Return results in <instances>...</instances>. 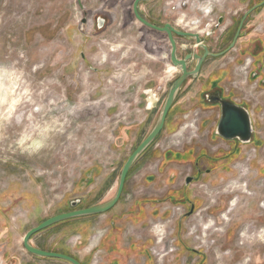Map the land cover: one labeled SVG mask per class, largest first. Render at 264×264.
Here are the masks:
<instances>
[{
	"label": "rangeland",
	"instance_id": "obj_1",
	"mask_svg": "<svg viewBox=\"0 0 264 264\" xmlns=\"http://www.w3.org/2000/svg\"><path fill=\"white\" fill-rule=\"evenodd\" d=\"M78 1L0 0V65L22 71L32 93V103L18 109L24 113L20 125L14 119L0 120V237L11 225L22 239L47 219L71 212L70 202L78 198L86 202L80 204V209L90 206L94 198L87 202L90 182L85 185V181L106 178L105 174L118 178L145 134L142 131L137 135L145 108L165 98L156 103L149 90L169 89L180 76V70L169 72L171 46L166 35L135 18V0H83L84 9ZM216 1L156 0L150 2L148 11L158 24L175 23L176 28L187 32L204 33L211 24V36L201 35L213 53H220L232 43L241 17L225 41H217V19L221 14ZM262 1L251 0L241 7L245 12ZM207 3L217 8L205 15L201 6ZM182 15L186 17L184 23L178 22ZM85 17L88 24L81 30ZM98 18L106 20L102 30L97 27ZM194 19L199 22L198 29H193ZM189 23L191 26H186ZM188 41L186 49L179 46L181 59L190 53L201 54ZM212 106L216 104L207 107ZM211 112H193L189 128L176 142L182 145L192 140L199 148L200 138L191 136L201 129L202 122V131L212 128L208 122ZM218 113L214 114V122ZM29 115L42 125L55 122L60 129L50 133L45 148L32 154L21 151L16 144L29 123ZM254 130L264 139V124L254 126ZM167 142L162 139L156 143L158 149L168 146ZM263 162L264 147L256 158L250 146L243 147L240 159L217 182L210 186L196 184L193 194L195 198L200 196L201 205L195 213L188 218L184 216L186 210H175L176 218L182 221L180 242L186 249L179 253L169 223H157L152 227L155 264H246L247 260L264 264L259 254L264 250V240L258 237L262 233L264 236ZM215 168L209 167L213 171ZM242 186L249 194L242 192ZM233 202L236 205L232 207ZM224 214L228 221L223 220ZM210 221L215 227L205 229ZM245 232L251 239L243 245ZM163 248L175 250L165 261Z\"/></svg>",
	"mask_w": 264,
	"mask_h": 264
},
{
	"label": "crops",
	"instance_id": "obj_2",
	"mask_svg": "<svg viewBox=\"0 0 264 264\" xmlns=\"http://www.w3.org/2000/svg\"><path fill=\"white\" fill-rule=\"evenodd\" d=\"M216 2L221 14L217 19L216 27L220 29L217 41L221 42L229 36L236 20L240 17L242 20L250 10L244 12L241 6L249 4L251 0ZM150 4H141V13L147 21L160 27L168 24H158L155 18H151L148 11ZM217 6L213 5V12ZM176 17L175 14L174 18ZM184 18L186 17L182 15L178 22L184 23ZM172 25L177 27L175 23ZM198 28L199 23L193 29ZM211 29L209 24L208 29L201 34L211 36ZM177 43L182 49L189 45L187 39L177 38ZM214 89L220 90L218 98L234 101L249 110L254 126L264 124V6L248 16L244 32L241 33L234 50L221 60L207 59L199 77L188 80L183 86L168 114L165 127L156 140L158 144L165 139L168 146L161 145L158 149L159 145L155 143L137 160L129 172L123 195L117 205L105 214L74 219L43 231L32 238V245L43 251L71 256L81 264H155L151 253L155 243L152 227L157 223L165 226L169 223L175 232L176 247L179 253H183L186 247L180 242L183 233L182 221L176 218L175 210L182 208L188 214L193 206H200V196L196 195L195 198L193 194L195 185L200 183L210 186L217 182L226 170H230L231 164L240 159L241 148L250 146L255 158L258 156L253 142L242 145L237 140L224 141L216 135L220 108L219 105L207 107L216 104L209 101ZM164 100L155 105L153 110L145 108L144 119L137 125V135L142 131L145 134L136 148L154 128ZM206 109L212 111L208 121L212 128L202 131V122L201 129H197V134H194V137L200 138L197 143L201 146L194 147L192 140L179 145L176 140L180 138L181 132L189 128L188 121L192 113H202ZM218 110L217 120L214 122V114ZM127 132L128 136L129 131ZM253 136L256 140L264 141L258 131H254ZM209 143L214 148L211 149ZM209 167H216L217 172H206ZM105 176L106 178L100 179L91 177L85 181V185L90 182L87 194L91 195H88L90 199L87 202L91 201V197L94 198L87 208L106 203L115 196L120 174L118 178L112 174ZM190 176L195 179L192 185L187 184ZM81 201V205L86 203ZM7 229L0 237L1 264H69L63 260L42 258L28 253L23 246V238H19L16 229L11 225ZM94 236L99 238L94 240ZM190 251L194 252L193 249Z\"/></svg>",
	"mask_w": 264,
	"mask_h": 264
},
{
	"label": "water",
	"instance_id": "obj_3",
	"mask_svg": "<svg viewBox=\"0 0 264 264\" xmlns=\"http://www.w3.org/2000/svg\"><path fill=\"white\" fill-rule=\"evenodd\" d=\"M83 0H79L78 4L81 9H84L82 5ZM156 0H135L133 4V13L135 18L147 28L154 30L156 32L167 35L169 44L171 46L170 61L171 64L180 70V76L172 83L168 93L165 97L159 118L149 133V135L144 139V141L136 148V150L128 157L124 163L117 187L115 196L108 202L101 205L89 207L86 209L74 210L68 213L59 214L53 216L46 221L42 222L37 227L30 229L23 238V246L25 250L35 256L42 258L58 259L63 260L69 264H81L76 259L71 256H67L60 253H53L40 250L32 245L31 240L37 234L56 226L60 223L71 221L78 218L91 217L102 215L113 209L117 203L120 201L127 181L129 172L131 171L137 160L156 142L160 134L162 133L168 114L174 105L181 89L190 79H197L201 73L202 67L207 59L209 58H221L227 53L235 49L238 39L241 36L244 24L248 18L255 10L264 6V0L252 7L243 16L237 32L233 38L230 46L220 52L213 53L209 46L205 43L200 32H187L180 30L173 26L172 24H165L163 27L156 26L142 17L141 4L147 2H153ZM88 24L87 18L81 20V30H84ZM98 29L102 30L105 27L106 20L98 18ZM177 38L191 40L200 51L201 54L190 53L186 55L183 59L179 58V45L177 43ZM194 64V65H192ZM216 102L220 106V118L218 125L216 127V135L224 141H239L242 145H249L252 143V138L254 135V123L249 110L236 104L234 101L217 99ZM192 179H189L187 183H191ZM82 203L81 199L70 202L71 209H76ZM193 213V209L191 214ZM1 264V263H0Z\"/></svg>",
	"mask_w": 264,
	"mask_h": 264
},
{
	"label": "clouds",
	"instance_id": "obj_4",
	"mask_svg": "<svg viewBox=\"0 0 264 264\" xmlns=\"http://www.w3.org/2000/svg\"><path fill=\"white\" fill-rule=\"evenodd\" d=\"M212 10L211 3L201 6V11L207 15ZM199 22L192 21L195 27ZM32 103V93L29 85L24 80L22 71L12 66L0 65V120L11 122L15 120L20 125L24 119V113L18 111L21 105ZM29 123L23 127L16 144L23 152L29 154L39 152L47 146L50 133L59 131L53 124H41L33 121V117H27Z\"/></svg>",
	"mask_w": 264,
	"mask_h": 264
},
{
	"label": "flooded vegetation",
	"instance_id": "obj_5",
	"mask_svg": "<svg viewBox=\"0 0 264 264\" xmlns=\"http://www.w3.org/2000/svg\"><path fill=\"white\" fill-rule=\"evenodd\" d=\"M142 17L144 18V19H146L147 20V18L146 17H144V15H143V13H142ZM188 23V22H187ZM186 26H191V23H189V24H186ZM239 27V26H238ZM244 28V27H243ZM236 32H237V30H236ZM236 32H235V34H236ZM235 34H234V36H235ZM166 37H167V35H166ZM168 39V38H167ZM239 40V39H238ZM233 41V40H232ZM170 57V56H169ZM170 67H172V68H174V66H170ZM177 70V69H176ZM179 72V70H177L176 72H174V73H178ZM174 73H170V74H174ZM168 89V87L166 86V90ZM169 90V89H168ZM220 94V90L219 89H214L213 91H212V94L209 96L210 97V99H209V101L210 102H215L216 103V105H219L217 102H216V100L217 99H220V98H218V95ZM157 103V102H156ZM148 109H153L154 108V106H152V104L151 105H149V107H147ZM219 108H220V106H219ZM231 142V141H230ZM252 144H253V147H254V151L255 152H258L262 147H264V141L263 140H256L255 139V137L253 136V138H252ZM156 143V142H155ZM155 143H154V145H155ZM206 172H208V173H210V172H212V170H210V169H207V171ZM260 173H261V175H262V173H264V171H260ZM189 179H192V182L191 183H187L188 185H192L193 183H195V179H194V177H192V176H190L189 178H188V180ZM187 180V181H188ZM243 188H246V186L244 187L243 186ZM247 190H248V188H246ZM192 209H193V213L191 214V211H192ZM261 209L264 211V206L263 207H261ZM74 210H79V209H72L71 211H74ZM195 211H196V207L195 206H193L191 209H190V212L186 215H184V216H189V217H191L194 213H195ZM223 216V215H222ZM223 218V217H222ZM213 221H210L209 222V224H207L206 226H205V229H208L207 227L210 225V223H212ZM214 223V222H213ZM213 226H215V224L213 225ZM217 232L218 231H220V230H216ZM255 243V242H254ZM256 245L255 244H253V247H255ZM259 254L261 255L260 256V261H263L264 262V250H262L261 249V251L259 252ZM169 256V254H163L162 255V260L163 261H165V259L164 258H167ZM249 262V264H251V262H252V260H249L248 261Z\"/></svg>",
	"mask_w": 264,
	"mask_h": 264
},
{
	"label": "bare ground",
	"instance_id": "obj_6",
	"mask_svg": "<svg viewBox=\"0 0 264 264\" xmlns=\"http://www.w3.org/2000/svg\"><path fill=\"white\" fill-rule=\"evenodd\" d=\"M213 11V5H212V10H211V12ZM210 12V13H211ZM210 13H208V14H210ZM177 68L176 67H174V68H172V67H169V72L170 73H174V72H176L177 70H176ZM129 175V174H128ZM227 187V186H226ZM236 187V186H235ZM242 188V190H240V191H242V192H244V193H248L249 194V190H247L246 188H243V186L241 187ZM236 202H233L232 203V207L233 206H235L236 204H235ZM223 220H226V221H228V216H227V214H224L223 216ZM214 221V220H213ZM215 223H210V225L207 227L208 229H210L211 227H215V226H213ZM205 228V227H204ZM155 232V231H154ZM263 234V233H262ZM262 234H260V236L258 235V237H261V239L262 240H264V236L262 235ZM160 237H161V234H160ZM245 242H244V244L243 245H245V244H248L249 243V240L251 239V236H250V234L248 233V232H245L243 235H242V237H241ZM159 239V238H158ZM160 239H162V238H160ZM264 242V241H263ZM172 243V242H171ZM208 245V244H207ZM244 261V260H243ZM249 260H247V261H245L246 262V264H249V262H248Z\"/></svg>",
	"mask_w": 264,
	"mask_h": 264
},
{
	"label": "built area",
	"instance_id": "obj_7",
	"mask_svg": "<svg viewBox=\"0 0 264 264\" xmlns=\"http://www.w3.org/2000/svg\"><path fill=\"white\" fill-rule=\"evenodd\" d=\"M167 93H168V89L166 90V86L161 88L160 90H158V89L149 90V95H152L151 98H153L154 101H156L157 103L162 102L163 98L166 97ZM193 137H194V135H193ZM177 210H180V209L178 208ZM155 229H158V225L155 226ZM96 238H99V236H97V237L94 236L93 239L95 240ZM159 241H161V240H159ZM174 251H175L174 249H170L169 251H166V249L163 248V250H162L163 253H161V254H169V255H171L170 253H173ZM156 254H157V251H156Z\"/></svg>",
	"mask_w": 264,
	"mask_h": 264
},
{
	"label": "trees",
	"instance_id": "obj_8",
	"mask_svg": "<svg viewBox=\"0 0 264 264\" xmlns=\"http://www.w3.org/2000/svg\"><path fill=\"white\" fill-rule=\"evenodd\" d=\"M67 222H69V221H66V222H63V223H60V224H58V225H61V224H65V223H67ZM58 225H56V226H58ZM53 227H55V226H53ZM52 228V227H51ZM51 228H49V229H51ZM48 230V229H47ZM46 231V230H45Z\"/></svg>",
	"mask_w": 264,
	"mask_h": 264
}]
</instances>
